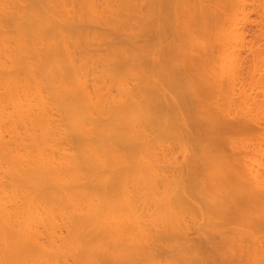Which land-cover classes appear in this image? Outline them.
I'll return each mask as SVG.
<instances>
[{"label": "bare ground", "instance_id": "obj_1", "mask_svg": "<svg viewBox=\"0 0 264 264\" xmlns=\"http://www.w3.org/2000/svg\"><path fill=\"white\" fill-rule=\"evenodd\" d=\"M225 2L0 0V264H264Z\"/></svg>", "mask_w": 264, "mask_h": 264}, {"label": "rangeland", "instance_id": "obj_2", "mask_svg": "<svg viewBox=\"0 0 264 264\" xmlns=\"http://www.w3.org/2000/svg\"><path fill=\"white\" fill-rule=\"evenodd\" d=\"M225 5H223V9L221 10L220 14H219V22L221 23L222 27L224 28V30H229V28L231 26H233L232 28L236 27L239 31V35H238V39H237V46L239 44V48H237L238 54L240 55L239 59V70H237L239 72V75L241 78L240 83V87H238L241 92L243 94H240L237 90V94H240L239 96L235 95V98L238 102H240L241 100H244V98L247 96V98L249 97L250 94V98L251 101L253 102H258L256 105L259 106V108H263L264 107V100L262 102L261 99H264V81H262L264 78V70L261 69V67L264 69V55L263 57H260L259 59H255V55L253 54L254 51H256V49L259 48L262 49V51L264 52V0H232V2H230L229 0H226V2L224 3ZM235 19L234 22L235 24H231V20ZM263 29V30H261ZM252 44V45H250ZM254 44V45H253ZM258 44V45H257ZM250 45V46H249ZM253 46V47H252ZM262 46V47H261ZM247 47H248V51L249 48H251L253 50V52L249 51V53L247 51ZM261 47V48H260ZM241 50V51H240ZM252 52V53H251ZM251 53V54H250ZM255 62H252V60ZM258 61H260L261 63H259ZM252 62V64H251ZM263 62V64H262ZM237 63V65H238ZM258 63V65H257ZM237 66V69L238 67ZM252 68H250V67ZM260 68V70H262L261 73H259L260 71H257ZM257 72H254L253 70H255ZM241 70V72H240ZM257 73V74H256ZM258 74H263V76L259 78ZM262 79V80H261ZM258 81V82H257ZM248 82V83H246ZM250 82V83H249ZM257 82V83H255ZM253 83V85H252ZM246 84V85H245ZM256 84V85H254ZM261 85V86H260ZM242 86H243V90H242ZM248 90L246 92H248L247 94H245L246 92H244L245 90ZM253 91V92H252ZM255 92L256 95H254L253 93ZM261 93V95H260ZM244 98H243V96ZM254 95V97H253ZM259 95V96H257ZM241 96V97H240ZM258 97V99H257ZM238 98H242V99H238ZM248 98V99H250ZM256 98V100H255ZM261 100V101H260ZM255 108V105L253 106ZM259 109V110H260ZM256 110V109H255ZM256 110L255 112L253 111V115H252V119L253 121L251 122L252 124L256 123H261L264 124V109H262L261 111ZM261 112V113H260ZM256 113V115H255ZM262 114V115H261ZM258 115V117H256ZM261 117H260V116ZM256 117V118H254ZM263 117V118H262ZM256 119V120H255ZM260 119V120H257ZM263 122H262V120ZM256 121H260V122H256ZM250 123V124H251ZM259 226V224H258ZM257 227V226H256ZM262 228H258L256 229V233L259 229L258 232H262L264 230V226H261ZM259 233V234H260ZM257 235L258 237L262 236L261 238H264V233L262 235V233L260 235Z\"/></svg>", "mask_w": 264, "mask_h": 264}]
</instances>
